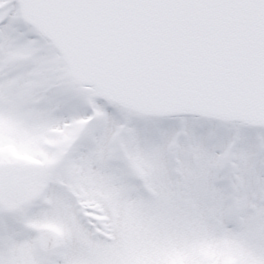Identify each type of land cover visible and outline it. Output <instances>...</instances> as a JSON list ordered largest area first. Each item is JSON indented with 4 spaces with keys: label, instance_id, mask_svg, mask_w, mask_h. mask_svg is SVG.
<instances>
[{
    "label": "snow or ice",
    "instance_id": "snow-or-ice-1",
    "mask_svg": "<svg viewBox=\"0 0 264 264\" xmlns=\"http://www.w3.org/2000/svg\"><path fill=\"white\" fill-rule=\"evenodd\" d=\"M0 264H264V0H0Z\"/></svg>",
    "mask_w": 264,
    "mask_h": 264
}]
</instances>
